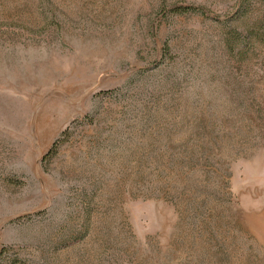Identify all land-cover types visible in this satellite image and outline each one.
<instances>
[{"label":"rangeland","instance_id":"374dc122","mask_svg":"<svg viewBox=\"0 0 264 264\" xmlns=\"http://www.w3.org/2000/svg\"><path fill=\"white\" fill-rule=\"evenodd\" d=\"M242 1L0 0L8 257L264 264V0Z\"/></svg>","mask_w":264,"mask_h":264},{"label":"trees","instance_id":"16d2710c","mask_svg":"<svg viewBox=\"0 0 264 264\" xmlns=\"http://www.w3.org/2000/svg\"><path fill=\"white\" fill-rule=\"evenodd\" d=\"M242 4L244 5L243 7ZM242 4L240 5V8L243 9V11L241 12L244 13L248 8V0H243ZM170 9L172 12H178V13L184 11H192L191 6H178L176 4L173 5ZM258 32H257V36L260 37L261 39H264V27H261V30H259ZM247 37L248 39H250L252 37V33L251 32L248 33ZM226 45L231 48L239 47L241 45V41L237 38L235 34L232 33L228 36ZM6 250H7L6 248L0 249V264H16L19 260L17 258L8 257Z\"/></svg>","mask_w":264,"mask_h":264}]
</instances>
